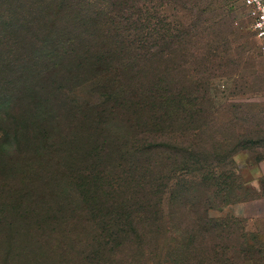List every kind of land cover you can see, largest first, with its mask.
I'll use <instances>...</instances> for the list:
<instances>
[{
    "label": "trees",
    "instance_id": "16d2710c",
    "mask_svg": "<svg viewBox=\"0 0 264 264\" xmlns=\"http://www.w3.org/2000/svg\"><path fill=\"white\" fill-rule=\"evenodd\" d=\"M202 1L178 27L170 0H0L3 264H139L159 234H187L184 264H232L244 221L210 217L205 185L231 192L218 165L262 143L202 139L209 82L176 75L220 33Z\"/></svg>",
    "mask_w": 264,
    "mask_h": 264
},
{
    "label": "rangeland",
    "instance_id": "374dc122",
    "mask_svg": "<svg viewBox=\"0 0 264 264\" xmlns=\"http://www.w3.org/2000/svg\"><path fill=\"white\" fill-rule=\"evenodd\" d=\"M170 1L169 8L162 7L168 19L164 23L171 21L178 27L192 24L194 17L190 20L181 10V5L190 7L189 0ZM243 1L207 0L205 18L219 15L220 33L208 34L203 39L193 38V42L202 39L198 47L195 45L200 55L185 58V65L180 66L179 61L176 75L182 82L183 78L195 80L194 77L202 73L204 82H209L202 137L207 149L215 148L226 155L235 151L242 140H261V145L248 146L218 165L219 173L231 174L234 178L231 192L220 193L219 189L205 185V194L212 204L210 217L244 221L238 234H225L221 241L233 250L230 254L232 264H264V195H260L264 193V53L250 28ZM209 25L212 27L210 22ZM86 91L84 88L76 90L75 101H79L76 96H84ZM241 207H246L248 217L234 215ZM257 213L261 217L256 218ZM186 240L187 234H159L155 245H151L139 264H184L181 252ZM4 254L0 247V264H3ZM192 262L190 264L198 261ZM12 263V257L8 258V264Z\"/></svg>",
    "mask_w": 264,
    "mask_h": 264
},
{
    "label": "built area",
    "instance_id": "2783aa9c",
    "mask_svg": "<svg viewBox=\"0 0 264 264\" xmlns=\"http://www.w3.org/2000/svg\"><path fill=\"white\" fill-rule=\"evenodd\" d=\"M250 28L259 43V49L264 53V0H244Z\"/></svg>",
    "mask_w": 264,
    "mask_h": 264
},
{
    "label": "crops",
    "instance_id": "0c3cea01",
    "mask_svg": "<svg viewBox=\"0 0 264 264\" xmlns=\"http://www.w3.org/2000/svg\"><path fill=\"white\" fill-rule=\"evenodd\" d=\"M263 213V212H261ZM235 216L237 217H248L249 214H248V211L246 210V207H241V208H238L235 213H234ZM256 218L258 217H261V214L260 213H257V215L255 216Z\"/></svg>",
    "mask_w": 264,
    "mask_h": 264
}]
</instances>
